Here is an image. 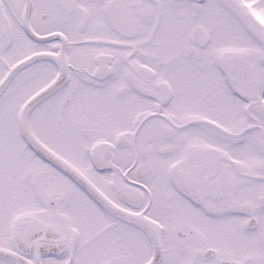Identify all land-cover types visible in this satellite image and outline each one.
Returning a JSON list of instances; mask_svg holds the SVG:
<instances>
[{
  "label": "snow or ice",
  "instance_id": "1",
  "mask_svg": "<svg viewBox=\"0 0 264 264\" xmlns=\"http://www.w3.org/2000/svg\"><path fill=\"white\" fill-rule=\"evenodd\" d=\"M0 264H264V0H0Z\"/></svg>",
  "mask_w": 264,
  "mask_h": 264
}]
</instances>
